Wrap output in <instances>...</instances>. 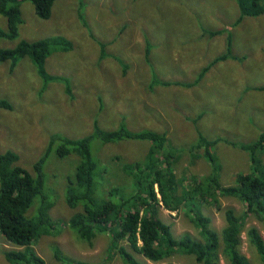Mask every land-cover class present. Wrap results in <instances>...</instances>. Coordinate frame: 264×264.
<instances>
[{"label":"rangeland","instance_id":"1","mask_svg":"<svg viewBox=\"0 0 264 264\" xmlns=\"http://www.w3.org/2000/svg\"><path fill=\"white\" fill-rule=\"evenodd\" d=\"M244 1L54 0L48 19L40 18L31 2L21 3L19 34L12 40L0 39V48L14 47L20 40L56 36L73 45L69 51L52 52L46 58L47 77L37 73L30 58L15 66L9 61L0 64V99L11 105L0 108V153H16L18 164L32 173L33 164L44 155L52 138H60L43 165L44 186L55 201L49 210L57 223L55 233L32 244L46 264H62L54 258V248L80 264H124L118 254L107 259L106 235L97 234L90 245L75 240L66 225L78 210L66 204L64 193L79 159L76 154L63 158L57 154L66 138H84L95 127L114 130L121 123L133 131L164 132L177 149L175 171L185 178L187 187L195 177L210 171L201 151H189L197 131L209 139L245 143L264 130V44L253 46L255 49L240 47L242 33H256L264 25V14L259 18L241 15ZM0 26H6L1 15ZM229 41L232 48L228 49ZM208 64V70L195 81ZM153 75L160 81L179 83L157 84L150 90ZM149 146L147 140L103 143L93 138L90 151L109 178L111 167L119 164L112 157L139 161ZM214 154L223 185L233 184L237 173L250 170L248 153L226 140L217 142ZM260 156L264 164V149ZM111 176L117 182L122 180L118 170ZM218 203L204 202L202 210L220 231L225 224L224 210L233 208L240 214L244 206L231 196H220ZM158 215L171 224L175 237L184 232L197 235L182 211L160 207ZM250 226H256L264 237L261 223L248 216L240 249L251 264H260L246 237ZM5 249L21 247L0 236V264H10ZM135 256L145 264H198L193 256L179 252L158 263ZM220 264L229 263L221 256Z\"/></svg>","mask_w":264,"mask_h":264},{"label":"trees","instance_id":"2","mask_svg":"<svg viewBox=\"0 0 264 264\" xmlns=\"http://www.w3.org/2000/svg\"><path fill=\"white\" fill-rule=\"evenodd\" d=\"M25 0H0V15L6 26H0V39H15L23 22L21 3ZM32 3L35 13L48 19L52 13L54 0H27ZM264 11V0H245L240 6L241 15L256 16ZM72 42L65 37L27 41L20 40L14 47L0 48V64L9 61L11 66L23 57L30 58L37 73L46 76L44 62L57 51H69ZM230 47V41L227 43ZM227 49V50H228ZM224 54L221 58H223ZM208 64L195 81L201 79L209 68ZM194 81V82H195ZM194 82H187L194 83ZM179 82L160 81L155 75L149 82L154 86L176 84ZM0 108H11L9 102L0 99ZM103 143L124 140H147L150 146L139 161L126 162L111 167L109 178L100 168L99 162L90 151L92 139ZM57 136L42 157L32 166V173L18 164L19 156L12 151L0 153V236L21 249H5L3 254L10 264H46L32 247L41 236L55 233L57 223L49 210L54 205L44 186L43 165ZM226 140L249 155L250 170L237 173L233 184L220 182V165L214 154L218 141ZM264 149V130L251 142H237L221 137L209 139L197 131V140L189 151L199 150L210 165L207 174L195 177L191 185H184L185 178L177 176L174 158L177 149L167 140L164 132L152 129L133 131L120 124L114 130H100L81 139L66 138L57 149L63 158L71 154L79 156L74 176L65 187L66 204L78 210L72 214L67 227L75 240L92 244L97 234L109 239V257L118 254L124 264H145L136 258L140 254L146 260L158 263L174 254L193 256L198 264H220L221 256L229 264H251L241 252L242 232L245 219L254 217L264 229V164L260 153ZM123 185L112 180V171L117 172ZM36 173V175H35ZM128 181V182H127ZM108 184V185H107ZM111 184V185H109ZM220 196L237 198L244 206L240 214L233 208L224 210L225 224L220 231L211 225V218L203 213L204 202L218 206ZM160 207L168 211H182L196 230V236L184 232L175 237L171 224L162 221L158 215ZM251 247L264 264V237L256 226L246 230ZM56 261L62 264H80L71 256L54 248ZM76 261V262H75ZM83 264V263H82Z\"/></svg>","mask_w":264,"mask_h":264},{"label":"crops","instance_id":"3","mask_svg":"<svg viewBox=\"0 0 264 264\" xmlns=\"http://www.w3.org/2000/svg\"><path fill=\"white\" fill-rule=\"evenodd\" d=\"M262 14H264V13H261L260 15H262ZM260 15H256V16H250V17H255V18H259V17H257V16H260ZM250 37H248V36ZM247 35H246V31L244 32V33H242V36L243 37H241L240 39H241V41H240V47H242V48H250L251 47V49H255L256 47H253V46H258V45H260L261 43H263L264 44V25H262L260 28H259V30L256 32V33H247ZM254 36V37H253ZM247 43H249L250 45L249 46H246V44ZM230 48H232V41H230ZM245 48H244V50H245ZM225 49H226V47H225ZM24 58H28V57H23V58H21L22 60L24 59ZM20 59V60H21ZM19 60V61H20ZM17 62V65L20 63V62ZM30 61V60H29ZM46 61H47V59H46ZM45 61V62H46ZM31 62V61H30ZM31 65L32 66H34L33 65V63L31 62ZM254 67L255 66H253L250 70L253 72V70H254ZM105 69V68H104Z\"/></svg>","mask_w":264,"mask_h":264}]
</instances>
